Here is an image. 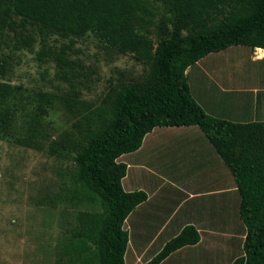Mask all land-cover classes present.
<instances>
[{
	"label": "trees",
	"instance_id": "1",
	"mask_svg": "<svg viewBox=\"0 0 264 264\" xmlns=\"http://www.w3.org/2000/svg\"><path fill=\"white\" fill-rule=\"evenodd\" d=\"M88 35L131 56L145 71L109 87L91 111L77 93L64 98L67 111L79 116L76 136L50 152L69 159L73 170L70 186L48 201L65 210L60 213L67 226L59 251L63 264H125L124 222L147 195L123 189L127 165L118 159L138 151L148 133L163 127L201 131L231 174L239 198L244 255L233 264H264V121L233 122L206 113L186 73L230 47L264 49V0H0V139L32 101L40 111L53 102L41 94L30 102L22 85L11 83L20 53L39 44L37 61L71 64L67 47L57 50L58 43ZM33 116L30 108V136L18 141L42 149ZM199 240L197 229L187 225L146 264H159Z\"/></svg>",
	"mask_w": 264,
	"mask_h": 264
},
{
	"label": "rangeland",
	"instance_id": "2",
	"mask_svg": "<svg viewBox=\"0 0 264 264\" xmlns=\"http://www.w3.org/2000/svg\"><path fill=\"white\" fill-rule=\"evenodd\" d=\"M61 46L67 47L66 60L73 63L37 61L35 58V52L39 49L37 44L33 52L20 53L22 62L11 74V83L22 85V93L30 98V102L33 98L39 100L40 94L52 96L53 102L40 111L35 109L32 101L24 112H17L15 116L17 123L10 128L7 138L0 139V264L64 263L59 251L67 227L60 213H65V210L59 203L56 208L48 204L50 198L62 194L64 189L70 186L69 176L73 170V164L69 159L50 152L52 146L58 148V145L69 137L76 136L73 126L79 116L77 113L70 114L67 111L63 104L64 98L70 99L77 93L78 100L91 111L102 104L104 93L109 87L119 82L137 79L145 71V67L131 56L104 47L90 35L73 42L69 39L60 40L57 50ZM240 50L245 51L243 56L239 54ZM201 60L205 62L203 64L205 72L195 65L187 72L191 93L200 103H203L206 90L216 91L214 86L217 87L223 82V80L220 82L219 78H216L218 83L214 80L215 73L211 69L215 72L220 70L221 72L217 74L224 80L229 77L242 78L243 74L252 76L255 72L264 76V61L255 62L253 54L247 47H230L218 53H211ZM250 82L252 81L247 77L246 83ZM30 108L34 111L33 117L38 120V125H34V128L42 149L30 148L18 141L21 137L30 136L32 123ZM226 110L230 111L228 107ZM241 119L236 117L230 120ZM256 119L264 121V110H258ZM195 128L200 141L192 144L182 138H163L167 143L156 151V156L159 157L157 162H161V165L174 164L181 171L190 168L191 170L187 172L190 179L198 178L201 172L210 176L222 170H226L231 178L228 169L201 131ZM155 129L160 131V128ZM175 130L178 129L161 128L163 135H174ZM142 155V151L130 153L121 156L118 161L132 165L131 160L136 159L139 162L143 158ZM207 156L213 157V161L209 159L208 163L205 160ZM135 171L134 167L128 169L122 184L124 190L140 189L141 183L139 184L138 178L134 177ZM183 181V179L177 181L182 189ZM218 187H221V184H218ZM178 193L179 209L187 198L182 192ZM210 199L211 197L207 198ZM233 209L234 206L226 208V212ZM215 210L222 211L220 207H215ZM186 218L180 221L181 225L195 224ZM215 232L224 235L222 232ZM160 244L161 242L154 245L152 253L157 251ZM205 248L202 243L195 249L200 253H197L198 256H202ZM125 261L129 263V254ZM196 264L206 263L197 260Z\"/></svg>",
	"mask_w": 264,
	"mask_h": 264
},
{
	"label": "crops",
	"instance_id": "3",
	"mask_svg": "<svg viewBox=\"0 0 264 264\" xmlns=\"http://www.w3.org/2000/svg\"><path fill=\"white\" fill-rule=\"evenodd\" d=\"M257 49L263 50V53L258 54ZM249 50L255 62L264 61V49L249 48ZM240 51L239 54L243 56L245 51ZM204 63V60H200L195 66L205 72ZM211 71L215 73L213 77L215 81L219 78L220 82L222 80L223 82H221L222 85L214 86L216 91L214 89L205 91L203 103L198 101L206 113L229 121L231 118H242L233 122L258 121L256 119L258 110H264V76L255 72L252 76L243 74L242 78L229 77L224 80L220 74H217L221 72L220 70L215 72L211 69ZM247 77L252 82L246 83ZM227 107L229 112L226 110ZM174 128L178 129L175 130L174 135H163L161 128L160 131L153 129L144 137L140 149L134 152L142 151V160L137 162L133 159L131 160L132 165L126 164L127 171L133 167L136 170L134 177L138 178L139 184L141 183L138 190L145 192L147 199L137 206L124 222V229L129 237L125 257L130 255L129 263L125 261V264L149 262L167 241L187 226V224H180V221L185 220L186 217L189 221L195 222L193 226L199 233V242L196 245L179 249L159 264H196L197 260L206 264H233L235 260L244 255L243 240L245 239V230L238 216L239 198H237L233 178L228 176L226 170H222L210 176L208 173L206 175L201 172L198 178L190 179V176H187L190 168L181 171L174 164L161 165V162H157L159 157L156 156V151L167 143L163 138H182L191 144L200 141V136H196L198 132L195 127ZM209 159L213 161V157L205 158L207 161ZM125 179L126 176L122 184ZM182 179L184 181L181 184L184 189L180 188L177 182ZM218 184H221V187H218ZM178 192H182L187 198L179 209L180 193ZM209 197L211 199L207 200ZM231 206H234V209L226 212V208L230 209ZM215 207H220L222 211L215 210ZM215 231L222 232L224 235ZM160 242V247L152 253L154 245ZM202 243L206 248L202 256H198L200 253L195 249H198Z\"/></svg>",
	"mask_w": 264,
	"mask_h": 264
}]
</instances>
